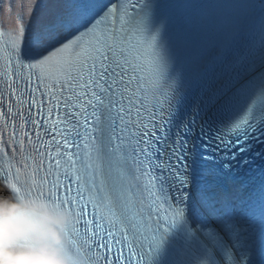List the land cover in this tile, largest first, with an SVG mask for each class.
I'll return each instance as SVG.
<instances>
[{
  "label": "snow or ice",
  "instance_id": "snow-or-ice-1",
  "mask_svg": "<svg viewBox=\"0 0 264 264\" xmlns=\"http://www.w3.org/2000/svg\"><path fill=\"white\" fill-rule=\"evenodd\" d=\"M9 177L81 264H264V0H0Z\"/></svg>",
  "mask_w": 264,
  "mask_h": 264
},
{
  "label": "clouds",
  "instance_id": "clouds-1",
  "mask_svg": "<svg viewBox=\"0 0 264 264\" xmlns=\"http://www.w3.org/2000/svg\"><path fill=\"white\" fill-rule=\"evenodd\" d=\"M0 264H81L69 243L76 216L47 188L0 181ZM43 193V194H42Z\"/></svg>",
  "mask_w": 264,
  "mask_h": 264
}]
</instances>
